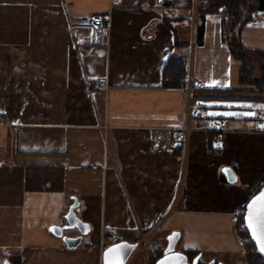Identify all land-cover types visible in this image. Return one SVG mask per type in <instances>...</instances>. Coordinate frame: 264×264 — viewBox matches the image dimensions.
I'll return each instance as SVG.
<instances>
[{
	"label": "crops",
	"instance_id": "0c3cea01",
	"mask_svg": "<svg viewBox=\"0 0 264 264\" xmlns=\"http://www.w3.org/2000/svg\"><path fill=\"white\" fill-rule=\"evenodd\" d=\"M167 1L0 0V264H103L107 237L138 241L134 253L158 218L180 232L177 250L246 263L234 224L264 183V93L234 90L227 13L205 14L198 44L189 9ZM93 13L108 16L104 43L69 27ZM252 16L241 40L264 49V10ZM171 56L187 58L191 103L206 110L186 144L173 138L185 135L187 85L163 84ZM213 119L225 129L210 149ZM75 199L89 230L70 248L50 226L67 223Z\"/></svg>",
	"mask_w": 264,
	"mask_h": 264
},
{
	"label": "trees",
	"instance_id": "16d2710c",
	"mask_svg": "<svg viewBox=\"0 0 264 264\" xmlns=\"http://www.w3.org/2000/svg\"><path fill=\"white\" fill-rule=\"evenodd\" d=\"M193 2H195L197 8L194 26L197 33V43L200 44L204 36L205 14L219 12L227 13L232 18L230 33L227 36V43L233 56L239 60V85L242 86L234 90L264 93V49H250L246 47L240 36V28L252 20V14L258 10H264V0H254L252 3L248 0H207L206 4L200 3L198 5L196 0H187L185 5L189 9V12ZM188 18L190 22V15ZM251 54L258 55L262 60L260 68L261 75L258 78L254 76L255 67ZM186 75L187 58L184 56H171L163 68V84L169 87L185 88L187 85ZM229 90H232V88H229L228 91ZM216 134H218L216 130L210 129L208 132V145L210 149H215L213 146V139ZM263 185L264 183L258 187L255 192ZM243 215L244 210L236 219L234 228L236 234L244 239V259L247 264H264V257L257 250V247L244 225ZM163 249L164 247H159L157 249L153 258V264L156 259L162 255ZM185 252L190 261L199 254L198 250H187ZM198 264H205L200 257L198 259Z\"/></svg>",
	"mask_w": 264,
	"mask_h": 264
},
{
	"label": "water",
	"instance_id": "95a60500",
	"mask_svg": "<svg viewBox=\"0 0 264 264\" xmlns=\"http://www.w3.org/2000/svg\"><path fill=\"white\" fill-rule=\"evenodd\" d=\"M222 173L226 175V177L230 181H235L237 178L236 171L231 166L223 167ZM261 193H264V185L257 192L252 194L250 198L247 200L244 208L243 218H244V225L248 230L252 241L257 247L259 253L264 257V251L261 250L262 227H261V220L258 211L260 205L258 203L255 208L253 209L249 208V205H251L252 202L261 195ZM76 205H77V200L75 199V202L70 206V208L66 213L65 217L67 223L65 225L54 224L50 226V230L54 234L62 236L63 240L70 248L76 247L81 242L83 235L87 233L89 230V224L83 221L77 215ZM250 212L253 213V219L251 222L249 221ZM250 223L252 224L251 227L249 226ZM73 227H76L79 230L78 235L71 236L64 234V229L73 228ZM179 236H180V232L178 230H173L170 234H168L167 244L163 249V253L161 256H159L156 259L154 264H198L199 254L196 255L190 261L186 252L176 249V243ZM117 246L120 247L116 252H111V253L108 252L109 249L117 248ZM138 246H139L138 241L130 242L127 240H119L110 243L103 250V264H126L131 254ZM206 264H225V263L221 261H216L215 259H211Z\"/></svg>",
	"mask_w": 264,
	"mask_h": 264
},
{
	"label": "built area",
	"instance_id": "2783aa9c",
	"mask_svg": "<svg viewBox=\"0 0 264 264\" xmlns=\"http://www.w3.org/2000/svg\"><path fill=\"white\" fill-rule=\"evenodd\" d=\"M196 12H197V8L195 5V2H193L192 8L190 10V24H191V28L193 29V26L195 24L196 21ZM69 27L71 29L72 32L76 31V30H87L90 34V42L92 44H99V43H104L105 42V38H106V34H107V30L109 27V23H108V16L106 14L103 13H93V14H87V15H81L75 19H72L69 21ZM102 83V81L100 79H96V84L100 85ZM196 88H203L204 84L199 82L195 84ZM192 89V85L188 82L187 85V102H186V109H185V124L182 127L183 131L185 132L184 137L180 136L179 134H176L174 136V141L177 142H184L186 144L187 138H186V134L187 132L191 129V125H190V121L195 122L196 119L198 117H201L205 114L206 110L205 107L201 104V103H197L195 105H193V103H191V94L190 91ZM195 109V114L194 116H192L190 114L191 109ZM262 112L259 111L257 113V116H261ZM209 129H215V130H224L225 129V123L221 122L218 123L217 120L213 119L210 121L209 123ZM238 215L236 214L235 217H237ZM117 237L114 235H110L109 237H107L105 239V243H112L117 241ZM4 264H19L18 262H14V261H7Z\"/></svg>",
	"mask_w": 264,
	"mask_h": 264
},
{
	"label": "rangeland",
	"instance_id": "374dc122",
	"mask_svg": "<svg viewBox=\"0 0 264 264\" xmlns=\"http://www.w3.org/2000/svg\"><path fill=\"white\" fill-rule=\"evenodd\" d=\"M126 1L136 2V3H139V4L144 3V2L152 4L155 0H126ZM248 1H250L252 3L254 0H248ZM167 2H168V5H171L172 7H176V8L177 7L178 8H181V7L185 8L186 7L187 8V6L185 5L187 3V0H183V2H185L184 5H181L183 3V2H181V0H168ZM196 3H197V5L200 4V3L201 4H206L207 0H204V1L196 0ZM184 11L186 12V15H187L188 10L185 9ZM189 15H190V12H188V17H189ZM179 17H180L179 15H176V16L172 15L170 18L176 19V18H179ZM194 26H195V24H194ZM194 26H193V29H194ZM188 31L189 32L192 31L191 26H189ZM251 58L253 60V64H254V67H255L254 76L258 78L261 75L260 74L261 73L260 68H261V65H262V60H261V58L258 55H255V54H251ZM258 93H260V92H258ZM252 148H253V146H252ZM186 183H187V187H189L188 181H186ZM220 207H221V205H220ZM157 221H158L157 225L153 226V230L151 231V233L153 232V234L151 236H148V238L144 239L145 242L143 241V246L138 251H135L132 254V256L130 257V259L128 261V264H153V260L151 261L150 257H149L150 249L153 246L155 247L159 243H162L161 241L165 240L167 238V236H168L167 231H165V229L162 226H160V223L163 221V218H161V219L158 218ZM238 237H239L238 239H239L240 243L242 244V255H243L244 239L241 238L240 236H238ZM181 246L182 245H181L180 241L177 242L176 249H180ZM243 258H244V255H243ZM203 259L204 258H201V260H203ZM203 262L205 264L207 263L206 261H203ZM245 264H247V263H245Z\"/></svg>",
	"mask_w": 264,
	"mask_h": 264
},
{
	"label": "snow or ice",
	"instance_id": "6c2138e0",
	"mask_svg": "<svg viewBox=\"0 0 264 264\" xmlns=\"http://www.w3.org/2000/svg\"><path fill=\"white\" fill-rule=\"evenodd\" d=\"M261 127H264V125H261ZM258 203L260 205L258 211H259V217L261 220V227H262V230H261V245H262L261 250L264 251V193H261V195L259 197H257L256 200H254L251 205H249V208L250 209L255 208ZM252 219H253V213L250 212L249 221L251 222ZM249 226L251 227L252 224L250 223ZM119 247L120 246H117V248L109 249L108 252L109 253L116 252L119 249Z\"/></svg>",
	"mask_w": 264,
	"mask_h": 264
}]
</instances>
